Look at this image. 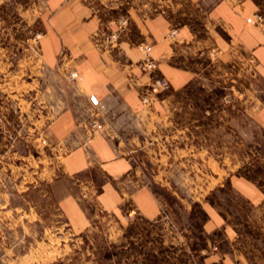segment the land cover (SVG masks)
<instances>
[{
	"label": "rangeland",
	"instance_id": "374dc122",
	"mask_svg": "<svg viewBox=\"0 0 264 264\" xmlns=\"http://www.w3.org/2000/svg\"><path fill=\"white\" fill-rule=\"evenodd\" d=\"M256 1L264 14V0ZM44 11V0H0V264H198L207 237L199 203L209 192L225 190L217 185L230 173L246 175L264 190V130L245 116L255 98L264 100V82L249 65L225 73L212 69L175 92L162 115L131 118L119 102L93 107L79 90L75 69L52 71L56 112L72 109L80 137L108 133L162 206L154 221L104 214L77 233L48 187L61 173L67 149L26 133V112L44 114L40 94L48 88L40 79L19 83L38 77L36 65L27 62L38 59ZM155 77L153 71L140 94L146 110L166 90L152 87ZM39 119L42 128L48 119ZM220 196L228 204L229 197Z\"/></svg>",
	"mask_w": 264,
	"mask_h": 264
},
{
	"label": "crops",
	"instance_id": "0c3cea01",
	"mask_svg": "<svg viewBox=\"0 0 264 264\" xmlns=\"http://www.w3.org/2000/svg\"><path fill=\"white\" fill-rule=\"evenodd\" d=\"M258 9L256 0H44L38 59L27 62L36 65L38 77H23L16 85L48 84L47 93L40 94L44 114L27 110L31 125L26 133L53 149H67L61 173L48 187L75 232L92 227L104 214L121 220L132 212L154 221L162 206L137 176L130 155L108 133L80 137L72 109L56 112L51 72L75 69L82 96L95 108L115 101L131 118L162 115L175 92L212 69L225 73L233 65L241 70L249 65L264 82V14ZM122 20L127 22L123 28ZM173 29L175 34L168 36ZM111 33L116 39L109 42ZM139 44L151 47L154 76L169 84L155 95L150 110L140 98L150 74L138 66L143 57ZM245 116L264 130L263 98L247 105ZM39 118L48 119L42 128ZM224 185L225 190H212L199 203L207 237L198 264H264V190L241 173L228 174L217 186ZM221 193L229 197L228 204L219 202Z\"/></svg>",
	"mask_w": 264,
	"mask_h": 264
},
{
	"label": "built area",
	"instance_id": "2783aa9c",
	"mask_svg": "<svg viewBox=\"0 0 264 264\" xmlns=\"http://www.w3.org/2000/svg\"><path fill=\"white\" fill-rule=\"evenodd\" d=\"M126 24H127L126 20H122L121 24H120V27L123 28V27L126 26ZM175 32H176L175 29L171 30L169 32L168 36L174 35ZM106 39L109 42H112L113 40L116 39V34L111 33L108 36H106ZM138 47L141 50V52L143 53V57L138 62V66L144 73L151 74L156 69V62L150 57V54H149V52L151 50V47L149 45H147V44H139ZM70 77L75 79V73L71 72V76ZM152 87L154 89H157V88L163 89V88H168L169 84H168L167 80H165L164 78L155 77V78L152 79ZM91 126H92V128H95L96 124H92ZM132 217H133V213L130 212V213H128L126 218L130 219Z\"/></svg>",
	"mask_w": 264,
	"mask_h": 264
}]
</instances>
